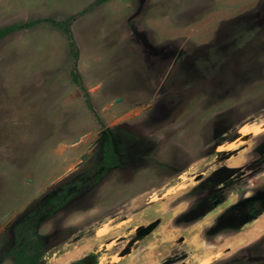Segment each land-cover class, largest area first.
I'll use <instances>...</instances> for the list:
<instances>
[{"label": "rangeland", "instance_id": "1", "mask_svg": "<svg viewBox=\"0 0 264 264\" xmlns=\"http://www.w3.org/2000/svg\"><path fill=\"white\" fill-rule=\"evenodd\" d=\"M70 16L0 38V264H264V0H0Z\"/></svg>", "mask_w": 264, "mask_h": 264}, {"label": "trees", "instance_id": "2", "mask_svg": "<svg viewBox=\"0 0 264 264\" xmlns=\"http://www.w3.org/2000/svg\"><path fill=\"white\" fill-rule=\"evenodd\" d=\"M104 1H106V0H97V3L100 4V3H103ZM73 18H74L73 16H70L69 18L64 19V20H60V21L55 20V19L50 18V17H48V18H37L34 20H30L26 23L11 24V25L0 28V38L3 37L4 35H6L7 33L12 32V31H15V30L27 27V26H32L36 23L48 20V21H51L53 24L64 28V30L67 32V35L69 37L70 44L72 46H75L76 41L73 39L72 31L69 27L70 21ZM74 54H77L76 50H74ZM72 74L74 77V81L81 84L82 82H81L79 72L76 70ZM102 163L104 166L102 172L107 170L109 167H112V166L116 165L117 163H119L118 154L114 149L113 141H112V138L110 135L106 139L105 144H104V153H103ZM101 173L99 174V176H101ZM15 256H16L15 264H39L41 261V258L43 257V252H42V250L39 249V244H38L37 249L32 254H27L25 249L22 248V250H18V249L15 250ZM91 257L93 259L88 260ZM71 264H97V256H96V254L90 253L84 257H81V258L73 261Z\"/></svg>", "mask_w": 264, "mask_h": 264}, {"label": "flooded vegetation", "instance_id": "3", "mask_svg": "<svg viewBox=\"0 0 264 264\" xmlns=\"http://www.w3.org/2000/svg\"><path fill=\"white\" fill-rule=\"evenodd\" d=\"M109 135H110L111 138H112L113 145H114V149H115V151H116L117 154H118L119 163H117L116 165H114V166H112V167H109L107 170H105L104 172H102V170H103V168H104L103 163H102V160H103V155H102V160H101V163H100L101 168H100V172H99V174H100L101 172H102V173H101V176H100L99 178L103 177V175H104L105 173H107L108 171H110V170H112V169H114V168L120 166L121 163H122L120 153H119V151L117 150V147H116V144H115V141H114L113 135H112V133H111L110 130H107V131H106V136H105L104 143H103V153H104V144H105L106 139L109 137ZM96 179H97V177H96ZM97 181H98V179H97ZM65 201H66V200H64L62 203H65ZM255 203H256V202H255ZM59 206H60L59 204H58V205H55V206H54V210H56ZM38 244H39V243H38ZM252 245H253V244H252ZM255 245H258V243H256ZM23 246H24V247H23ZM39 246H40V244H39ZM253 246H254V245H253ZM253 246H252V248H253ZM258 246H259V245H258ZM22 248H24L25 251H26V247H25V245H23V244L20 245V247H18V248H13V249L10 251L11 255L14 256V264H15V261H16L15 250H16V249H18V250H22ZM250 248H251V247H250ZM14 249H15V250H14ZM35 250H36V249H35ZM26 253H27V254H32L33 252H32V253H28V252L26 251Z\"/></svg>", "mask_w": 264, "mask_h": 264}, {"label": "bare ground", "instance_id": "4", "mask_svg": "<svg viewBox=\"0 0 264 264\" xmlns=\"http://www.w3.org/2000/svg\"><path fill=\"white\" fill-rule=\"evenodd\" d=\"M262 125V124H261ZM261 125H259V124H257L256 126L253 124V125H245L244 127H243V130L245 131V132H247V131H255V132H257V131H260L261 129H262V127H261ZM243 131V132H244ZM233 143H231L230 145H232ZM222 148L225 146L224 144H222V145H220ZM225 148V147H224ZM102 232V231H101ZM100 233V232H99ZM214 259V258H213ZM212 259V260H213ZM207 261V260H206ZM208 262H209V260H208Z\"/></svg>", "mask_w": 264, "mask_h": 264}, {"label": "crops", "instance_id": "5", "mask_svg": "<svg viewBox=\"0 0 264 264\" xmlns=\"http://www.w3.org/2000/svg\"><path fill=\"white\" fill-rule=\"evenodd\" d=\"M209 212H211V211H208V213H209ZM152 231H153V230H152ZM152 231H151V232H152ZM153 232H154V231H153ZM142 250H145V246L142 248ZM132 253H133V252H132ZM132 253H130V254H132ZM126 257H129V255H126Z\"/></svg>", "mask_w": 264, "mask_h": 264}]
</instances>
